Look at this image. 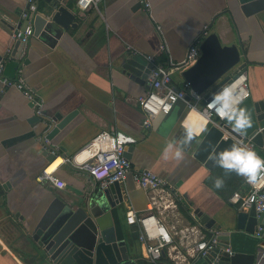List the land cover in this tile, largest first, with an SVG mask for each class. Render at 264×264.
<instances>
[{
  "label": "crops",
  "instance_id": "crops-1",
  "mask_svg": "<svg viewBox=\"0 0 264 264\" xmlns=\"http://www.w3.org/2000/svg\"><path fill=\"white\" fill-rule=\"evenodd\" d=\"M40 0V8L48 6ZM141 3V5H139ZM103 0L99 8L81 9L76 0L67 5L76 14V26L63 27L48 22L33 35L26 53L14 51L13 35L0 25V61L7 68L21 65L22 75L42 100V118L35 119V102L15 86L0 82V264H50L37 251L31 234L45 211L59 196L64 199L85 196L98 186L96 180L76 161L58 165L55 174L66 181L56 188L40 177L54 158L71 157L100 130H121L136 138L131 161L138 168L159 173L179 198L178 218L161 215L163 223L173 226L196 222L195 209L216 219V228H232L236 208L220 197L206 178L215 164L211 155L227 147L233 132L207 121L199 139L190 150L175 138L187 118L200 116L187 107L177 116L159 115L152 126H143L144 112L138 97L149 89L119 69L128 52L141 53L155 64L172 68L177 85L184 82L182 71L190 46L204 32L215 31L223 44L241 43L251 60L264 58V8L249 7L240 0ZM28 0H0V17L11 26L20 21ZM12 57H8V50ZM166 55V65L159 62ZM246 73L253 100L264 98V68L250 63ZM200 105V104H199ZM76 112L68 124L52 139H46L49 118ZM213 126L215 128H213ZM264 134V122L262 123ZM245 143L246 139H240ZM264 157V146L254 148ZM48 150L52 158L45 153ZM124 204L121 207L128 252L139 264H154L138 239V226L126 220L129 208L145 211L148 195L131 176L121 183ZM238 190L243 191V188ZM246 210V209H243ZM177 252L188 254L189 247L174 233ZM166 256V257H164ZM256 264L264 262V243L257 246ZM158 264H175L167 250Z\"/></svg>",
  "mask_w": 264,
  "mask_h": 264
},
{
  "label": "water",
  "instance_id": "water-1",
  "mask_svg": "<svg viewBox=\"0 0 264 264\" xmlns=\"http://www.w3.org/2000/svg\"><path fill=\"white\" fill-rule=\"evenodd\" d=\"M240 0L242 8L245 2ZM48 6L40 8L34 15V32L38 35L48 22H55L63 27L76 26V14L67 5V0H48ZM141 5V3H139ZM263 7L264 0H250L249 7ZM251 7V8H252ZM0 25L13 34L14 30L21 28L23 31L28 25L27 21H19L11 26L4 18L0 19ZM28 42L21 39L15 41L14 51L17 55L26 53ZM201 55L198 60L186 66L182 75L189 82L191 88L197 94H204L210 100L211 94L231 83L234 77L241 72H246L251 63L259 64L264 68V58L251 60L243 44H223L215 31H205L200 42ZM154 60L141 53H126L120 61L119 69L126 72L132 79L140 84H146ZM20 66V64H19ZM19 66L12 65L7 68L8 73L14 74ZM192 97L188 94L179 99L172 110L166 116L174 112L178 117L189 107ZM242 103L252 115V125L246 130L244 136H239L226 121L225 128L230 130L239 139H251L256 146H264V134L262 123L264 122V98L253 100L252 96L245 98ZM76 112L65 117L54 116L46 120V139H52L68 122ZM42 118L35 115V119ZM207 125V121L203 128ZM202 128V129H203ZM213 128H215L213 126ZM202 129L198 132L201 133ZM187 144L183 143L184 130L176 133L175 138L180 141L184 150H190L198 141L199 134ZM134 148L133 144L127 146L125 155L130 158ZM45 152L49 158L52 155ZM216 166L214 164L211 169ZM124 204V193L121 183L116 181L105 187L97 186L85 196L64 199L55 197L44 215L37 223L31 234V239L44 260L50 264H139L128 252L121 207ZM232 228L219 229V246L215 247L207 256H197L194 264H213L221 248L231 247L233 253L221 255L218 264H255L257 246L264 242L256 236L258 227H262L264 233V213L258 215L255 206L243 210L236 208ZM196 219L205 229L216 228V219L200 209H195Z\"/></svg>",
  "mask_w": 264,
  "mask_h": 264
},
{
  "label": "built area",
  "instance_id": "built-area-1",
  "mask_svg": "<svg viewBox=\"0 0 264 264\" xmlns=\"http://www.w3.org/2000/svg\"><path fill=\"white\" fill-rule=\"evenodd\" d=\"M39 1L28 0V6L21 12L19 17L21 21H27L28 25L24 31L21 28L14 30L12 35L15 41L19 38L23 42H29L33 36V18L38 13ZM102 1L76 0V4L79 8L86 10L92 7L99 8ZM141 2L148 5L147 0H141ZM200 42L201 39H198L190 46L186 66L195 63L200 57ZM11 57L12 52L9 49L6 60ZM5 67L6 61L1 60L0 82L7 86H15L21 90L26 97L35 102L36 113L41 115L42 100L36 96L32 88L26 83L22 75L21 65L18 67L15 77L6 75ZM148 84L149 89L147 92L138 97V102L144 112L142 123L145 128L151 127L153 120L157 116L168 114L175 103L179 99L185 98L188 94L192 97L188 105L189 108H195L200 111L208 122L218 125L226 122L225 119H222L208 108L209 100L204 97V94L194 92L189 82L184 80L181 85H177L173 78L172 68L155 64L148 76ZM227 86L236 89L239 96L242 97V101L251 95L246 72H241L234 77ZM241 88H245L244 94L240 92ZM246 140L245 144L252 148L256 147L251 139ZM135 142L136 138L124 131L100 130L73 158L62 157L63 160L60 164L73 160L78 162L96 180L100 187H105L116 181L125 182L131 176L148 195V206L145 211L136 212L134 209L129 208L126 212L127 222L138 226V239L144 246L146 257L152 263L158 264L163 253L167 250L175 264H194V259L197 256H207L215 247L219 246V229H205L198 220L193 223L174 225V232L167 228L161 215L169 214L171 217L178 218L176 211L180 200L173 188L168 186L167 181L159 173L151 169L136 167L131 159L125 155L127 146ZM52 153H54V158L51 163L60 156L55 150H52ZM47 168L40 177L46 179L55 177L60 182V185L58 186L49 179L53 186L60 189L65 188L66 181L57 176L55 170L48 172ZM245 182L249 185V190L234 191L229 198V202L238 209H248L251 206H255L258 215L264 213V174L258 175L254 184L248 183L246 179ZM176 222H179V218ZM261 230L262 227L259 226L256 236L263 240L264 233L261 234ZM174 233L185 238L189 247L187 255L176 251ZM232 253L231 247L221 248L217 257L213 259V264H218L221 255H230ZM256 260H258V256Z\"/></svg>",
  "mask_w": 264,
  "mask_h": 264
},
{
  "label": "clouds",
  "instance_id": "clouds-1",
  "mask_svg": "<svg viewBox=\"0 0 264 264\" xmlns=\"http://www.w3.org/2000/svg\"><path fill=\"white\" fill-rule=\"evenodd\" d=\"M208 108L222 119L230 122L233 130L239 136H244L246 130L253 123L251 113L242 103V97L231 86L226 85L212 93L208 101ZM182 127L184 130V144L189 143L200 131L188 121L183 122ZM175 156L182 158L181 146L176 147ZM211 158L225 172H234L244 177L250 184L256 182L258 175L264 174V157L258 155L254 148L243 143L240 139L234 138L227 147L213 153ZM49 179L58 186L60 185V182L55 177H49ZM213 183L215 188H221L224 180L218 176Z\"/></svg>",
  "mask_w": 264,
  "mask_h": 264
},
{
  "label": "trees",
  "instance_id": "trees-1",
  "mask_svg": "<svg viewBox=\"0 0 264 264\" xmlns=\"http://www.w3.org/2000/svg\"><path fill=\"white\" fill-rule=\"evenodd\" d=\"M166 55L161 54L159 56V62L165 64L166 63ZM166 65V64H165ZM222 177L224 180V184L221 188H215L214 186V179L216 177ZM206 183L218 194L220 197H222L225 200L229 201V198L231 194L238 190L239 188H243V191L249 190V185L245 182V178L242 176L237 175L234 172H225L222 168L219 166H215V168L211 171V173L206 178ZM234 206V205H233ZM237 208L236 206H234ZM166 257V256H164ZM162 256V258H164ZM161 258V260H162Z\"/></svg>",
  "mask_w": 264,
  "mask_h": 264
},
{
  "label": "bare ground",
  "instance_id": "bare-ground-1",
  "mask_svg": "<svg viewBox=\"0 0 264 264\" xmlns=\"http://www.w3.org/2000/svg\"><path fill=\"white\" fill-rule=\"evenodd\" d=\"M238 86H239V84H238ZM240 92L242 94H244L245 93V88H241L240 89ZM192 110H194L196 112V115L199 114L200 116L194 117V119L193 118H187V119H185V121L190 122L193 125V127L201 130L203 128V126L205 125V123H206V120L204 119L206 117L200 111H198L197 109L193 108ZM62 160H63L62 157L61 156H58L48 166V168H47L48 172L54 171L58 167V165L62 162Z\"/></svg>",
  "mask_w": 264,
  "mask_h": 264
}]
</instances>
